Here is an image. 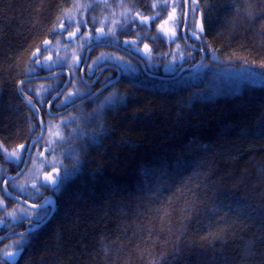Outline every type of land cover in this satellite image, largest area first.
Here are the masks:
<instances>
[{
  "label": "trees",
  "instance_id": "1",
  "mask_svg": "<svg viewBox=\"0 0 264 264\" xmlns=\"http://www.w3.org/2000/svg\"><path fill=\"white\" fill-rule=\"evenodd\" d=\"M156 3L0 0V144L8 151L41 133L39 127L30 132L36 123L32 104L44 113L30 87L53 81H27V96L17 91L19 82L29 77L25 70L32 67L36 48L51 41L50 49L41 48L36 57L41 60L60 55L72 65L77 56L89 58L81 61L64 89L68 92L78 80L84 87L81 96L66 113L47 117L50 124L64 116L70 121L61 126L65 139L57 150L46 153L43 173L51 171L46 159L71 175L59 189L41 188L43 196H55L56 205L35 229L27 219L13 224L7 214L21 205L0 192L6 203L0 209V238L15 233L0 243V264H264V83L247 80L238 91L223 94L206 90L208 80L216 79L214 71L226 66L264 76V0H199L197 21L206 12L201 41L180 38L170 43L162 36L159 47L153 37L172 9L150 8ZM86 4L91 7L84 11ZM78 6L79 13H74ZM157 12L159 17L148 25L129 23L125 30L117 29L114 42L95 33L91 40H69L68 32L77 24L64 32L58 27L67 25L69 17H83L89 23L80 26V33L87 37L92 19L95 29L107 31L125 18L138 20ZM201 43L206 50L195 51ZM144 44L153 55L175 51L179 44V51L191 56L177 59L172 71V64L165 63L171 56H160L151 65L142 62ZM104 49L122 59L106 58L91 74L88 65ZM204 65L208 68L199 80L183 78ZM64 70L69 73L70 68ZM37 75L49 72L37 68ZM110 96L118 99L108 104ZM44 137L48 140V132ZM39 151L32 150L33 158L15 181L29 173ZM0 166L8 176L23 163L17 166L0 157ZM8 186L30 202H41L30 182L25 183L27 194L11 182ZM26 231L23 251L4 260Z\"/></svg>",
  "mask_w": 264,
  "mask_h": 264
},
{
  "label": "snow or ice",
  "instance_id": "2",
  "mask_svg": "<svg viewBox=\"0 0 264 264\" xmlns=\"http://www.w3.org/2000/svg\"><path fill=\"white\" fill-rule=\"evenodd\" d=\"M170 6L172 10L168 13V19L165 20L162 25H160L158 29V35L156 37H153V41L154 43H157V47H159L158 42H162V36H166L170 43H175L176 40L180 38H183L185 41H187L188 39H192L194 41H201V38L205 33L204 19L206 18V12H200V20L197 21V13L200 10L199 0H157L156 4H150V8H159L161 12L167 11ZM90 7V4L83 5V10L87 11ZM138 15L139 14H137V16ZM159 15L160 13L157 12L152 17L142 16L139 17L138 20L137 17H132L131 21L125 18L124 20L116 22L115 27L109 28L107 31H105L104 28H100L98 30L95 29L96 21L95 19H92L91 23L93 24V29L89 32L87 37H85L83 33H80V26L87 25V23H89V20L83 17H81L79 21H75L71 17H69L67 25L64 22H61L58 27L61 32H64L67 31V28L70 27L73 23L77 24L75 31L68 32L69 40H73L77 37L81 41L91 40L93 33H95L97 38L112 37L114 42L117 29L125 30L129 23H139L140 25H148L154 22L159 17ZM249 15H252V13H249ZM260 20H264V15L260 16ZM169 22L174 24L176 27L166 29L164 25H167ZM177 28L180 29L179 32L177 31ZM52 31L55 32L56 28H53ZM262 31H264V29H262ZM124 43L134 44L135 42L125 41ZM50 47L51 41H43V44L37 47L35 52L32 53V67L27 68L25 70L29 78L36 79V69L42 68L45 71L49 72V75L43 77V79L53 81L52 84L40 85L39 89L35 87L31 88L32 93L37 98L36 103H38L41 108H44L43 115L40 114V109L36 108L35 104H32V98L30 96L27 97L28 103L32 104L33 119L36 121V123H33L30 126V132L34 131L37 127H39L41 129V133L39 135H31L29 137L28 142H26L25 144H20L18 148L12 152H9L7 148H4L3 145L0 144V157L5 160H11L17 166L22 163L26 164L28 160L33 158V149H43V151L37 152L36 159L45 157V153L50 155L52 152L57 150L56 146L60 144L65 138L61 135L59 131H56L54 133H51L54 139L45 140L44 133L50 132L52 127L47 117L56 116V112L52 111V109L56 107L57 104L63 107L66 106L70 101H74L75 98L81 96L80 89H77L75 92H69L67 95H65L64 87L72 84V81L75 78V73L80 70L77 66L81 63V60L83 59L86 61L89 58L86 56L83 58L78 56L72 65H68L67 60L64 57H58L56 60H54L51 55L45 56L42 60L36 58L39 54H41V48H43L45 51H48ZM79 47L83 50L84 44L81 43ZM179 49L180 45L177 44V48L175 51L170 50L166 53L157 52L156 55H153L154 50L148 44H144L142 62H147L151 65L160 56H171L172 60L165 61V63L175 64L177 62V59L186 60V58L191 56V53L182 52L179 51ZM194 50L203 52L206 50V47L203 43H201V47L199 49ZM136 51H139V49H136ZM209 55H211V52H209ZM97 59L99 60L100 58ZM94 66L95 63L93 65H88V68L91 70ZM56 67H59L61 69L60 73H57L54 70ZM64 67H69L70 71L65 79H60L61 76H64ZM26 83V80H22L19 82V85L17 87V91H19L23 96H27V93L24 92L23 88V85H25ZM110 83L111 81H109V84ZM53 93H55V95H53ZM61 96H64L63 100L60 99ZM108 99L109 101H111V97H109ZM45 105H47V107H45ZM97 114H99V109L97 110ZM66 123V120L61 121V124L63 125H66ZM44 163L51 168V171L45 172L44 179L42 181L37 179L34 180L32 183V188L35 190L36 193L39 194V198H41V203L32 204L30 210L26 206V201L17 200V202L21 205L18 208L19 215H17L16 211L7 214V216H10L12 218L13 224L17 222H23L27 219L32 228L35 229L41 223H43L49 215L50 207L48 206L50 205L51 201L49 197L43 196L41 188H46L49 190L53 188L59 189L61 188L63 182L68 179V177L71 175L70 173H61L60 168L53 167V165L56 163L55 160L48 161L45 159ZM17 175H20V173H18ZM0 179H3L5 185H8L11 182L12 186L18 187L19 191L22 194H27V189L25 185H15L16 177H7V170L0 169ZM0 192H4L7 193L8 196H12V193L8 192L7 187L0 188ZM13 198L17 199L16 197ZM4 205L5 201L0 200V209H2ZM7 216L3 219H7ZM30 217L32 218L30 219ZM12 235H15V233H12ZM28 239L29 233L27 231L25 233H21L20 239L15 241L16 251L4 253L3 259L8 261L13 260L16 257L17 252L23 251V249L26 247V241H28ZM2 242L3 240L0 239V243Z\"/></svg>",
  "mask_w": 264,
  "mask_h": 264
},
{
  "label": "rangeland",
  "instance_id": "3",
  "mask_svg": "<svg viewBox=\"0 0 264 264\" xmlns=\"http://www.w3.org/2000/svg\"><path fill=\"white\" fill-rule=\"evenodd\" d=\"M124 9H126V8L124 7ZM79 11H80V7L77 8L74 11V13H79ZM162 24H160V25H162ZM160 25H159V27H160ZM164 27L166 29H168V28H173V27H176V26L174 24H172L171 22H169L167 25H164ZM61 47H62L61 45L58 46V48H61ZM102 52L103 53H101V55H98V56L96 55V57L100 58V59L97 60L96 63L92 62L90 64V65H93L95 63V66L91 70L89 69V72L91 74H93L95 68L97 67V64H99L101 61H105L106 58H110L111 56H112L111 58H117V56L115 54L114 55L111 54L112 52L108 51V49H104V50H102ZM59 57H60V55H59ZM79 57H81V56H79ZM54 60H56V59H54ZM126 62H129V61H124V63H126ZM174 68H175L174 64H172V68H170V69H172V71H173ZM207 68H208L207 65H204V66L199 67V68L197 67V69L191 71L189 74H187L183 78L185 80L186 79L187 80L190 79L191 81H197L201 77H203V75H204L203 73L205 72V70ZM214 73L216 74V79H214V80L209 79L208 80V84L210 86V89L206 88V90L209 91L207 94H209L210 92L212 94H223V93H229V92H232V91L236 92V91L239 90V88L241 87L242 83H245V81H247V80H250V81H252L254 83H264V76H254L246 68H236V67L226 66L225 68H221L220 70H215ZM45 84H50V83L48 81H46V82H36L33 85H31L30 89L33 88V87L39 89L40 85H45ZM77 89H80L81 94H82L83 90H84V87H82L80 85L78 80H75L73 85H72V87H70L69 91L66 92L65 95H67L69 92H75ZM110 97H111V101H108V104H110V103H112V102H114V101H116L118 99V98L115 99L116 98L115 96H110ZM63 99H64V97L62 98V100ZM57 107H60L59 104H57ZM79 112H81V110ZM59 115L60 114H58L56 116H59ZM73 116H75L77 118V120H79L81 114H79V113L77 114L76 113V114H73ZM64 117H61V118L58 117V118H54L56 120H52V121H55V122L51 123L52 127H51V131L48 132V140L54 139V137L51 135V133L59 131L61 133V135L63 134V130H62V127H61L62 126L61 121H65V120L67 122L70 121V116L69 117L68 116H64ZM12 151H14V150H12ZM12 151H9V152H12ZM42 151H43V149H42ZM45 158H46V153H45ZM43 159H44V157H41L40 159L35 161L32 164V168L29 171V173L25 177L21 178L20 180L15 181V185H21V184L25 185V183H28V182H30V184H32L33 181L37 180V179L42 181L44 179V174H45V173H43V167H42ZM0 169H2L1 166H0ZM12 187L19 191L18 187H14V186H12ZM5 205H6V203H5ZM18 208H19V206L13 207L11 209V212L16 211L17 215H19Z\"/></svg>",
  "mask_w": 264,
  "mask_h": 264
},
{
  "label": "water",
  "instance_id": "4",
  "mask_svg": "<svg viewBox=\"0 0 264 264\" xmlns=\"http://www.w3.org/2000/svg\"><path fill=\"white\" fill-rule=\"evenodd\" d=\"M103 70V69H102ZM64 72V74H68V71L67 70H64L63 71ZM46 76H48V75H37V78L36 79H31V78H26V79H24V80H26V81H33V80H37V79H43V77H46ZM64 89H65V87H64ZM73 106H69L68 108H66L65 110H61V111H59V112H56V115H58V114H62V113H66L67 111H69L71 108H72ZM44 135H45V133H44ZM29 161L30 160H28L27 161V163L26 164H23V166H22V168H21V170L18 172V173H20V175L26 170V168L28 167V164H29ZM18 173H16V174H9L7 177H18V176H20V175H17ZM4 187H7V190H8V192H11L12 193V196H8V197H10L12 200H14V201H17V200H19V201H26V206H28V207H30L31 208V205L32 204H40L41 202H38V203H34V202H30V201H28L27 199H25V198H23L22 196H19V195H16V194H14L13 192H12V190L9 188V186L8 185H5L4 184V181H3V188ZM6 195H7V193H5ZM13 197H16L17 199H14ZM50 198V201H51V203H50V205L48 206V207H51V209H52V211H53V209H54V207H55V205H56V198L54 197V196H50L49 197ZM12 235V234H11ZM11 235H8V234H6V235H3L0 239H3L4 237H7V236H11Z\"/></svg>",
  "mask_w": 264,
  "mask_h": 264
},
{
  "label": "flooded vegetation",
  "instance_id": "5",
  "mask_svg": "<svg viewBox=\"0 0 264 264\" xmlns=\"http://www.w3.org/2000/svg\"><path fill=\"white\" fill-rule=\"evenodd\" d=\"M101 71H103V70H101ZM83 72H85V71H83ZM83 72H82V76H83ZM89 84H92L90 81H89ZM76 99H78V97L77 98H75L74 99V101L76 100ZM71 102H73V101H71ZM71 102H69L66 106H63V107H54L53 109H52V111H54V112H59V111H61V110H65L66 108H68L69 107V105H71ZM74 103H76V104H78L77 102H74ZM74 105V104H73ZM72 106V105H71Z\"/></svg>",
  "mask_w": 264,
  "mask_h": 264
}]
</instances>
